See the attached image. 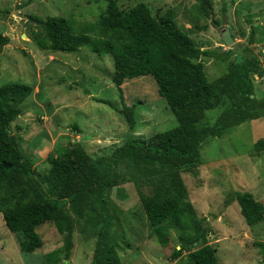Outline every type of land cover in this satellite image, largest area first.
Returning a JSON list of instances; mask_svg holds the SVG:
<instances>
[{"label": "rangeland", "instance_id": "obj_1", "mask_svg": "<svg viewBox=\"0 0 264 264\" xmlns=\"http://www.w3.org/2000/svg\"><path fill=\"white\" fill-rule=\"evenodd\" d=\"M27 1L0 0V26L8 38L0 48V85L20 81L33 87L32 95L23 103V113L12 123V134L24 152L34 156L33 165L39 172L49 169L48 157L60 145L80 142L91 156L110 158L128 139L149 138L178 124L160 96L154 77L145 75L123 84L126 103L136 104L137 123L131 130L115 109H121L123 104L111 78L114 63L110 55L101 56L87 46L75 53L52 52L41 49L33 39V32L41 29L34 16L46 19L61 15L77 24L93 22L105 12L108 0H33L26 4ZM117 2L123 10L145 2L154 15L174 9L181 28L202 49L223 53L236 43L248 44L264 62V0H208V13L199 7L201 0ZM227 29L235 40L231 47L223 39ZM234 58L235 55L223 61L203 56L201 60L208 78L213 80L226 72ZM254 82L256 97L264 101V76L255 75ZM96 98L113 101L115 108ZM221 111H208L204 123H214ZM259 139H264V107L258 118L241 123L226 136L207 138L201 147L197 173H182L189 200L213 226L208 242L217 247L220 264H264V220L250 226L237 200L226 203L229 192L250 190L264 204V150L254 147ZM121 169L127 170L125 166ZM126 178L106 190L111 213L118 223L113 233L123 263L185 264L188 253L175 261L169 259L175 247L179 248L176 231L172 230L165 242L152 233L140 196L152 195L153 187L137 185L128 174ZM66 209L74 219L70 259L64 257L65 234L57 230L54 222L37 228L44 245L25 253L0 213V264H91L101 218L95 212L81 218L70 204ZM55 250L60 251L58 259L49 260L48 253Z\"/></svg>", "mask_w": 264, "mask_h": 264}, {"label": "trees", "instance_id": "obj_2", "mask_svg": "<svg viewBox=\"0 0 264 264\" xmlns=\"http://www.w3.org/2000/svg\"><path fill=\"white\" fill-rule=\"evenodd\" d=\"M199 7L208 13V0H201ZM176 16L174 9L154 15L145 2L123 10L117 0H108L105 12L93 22L77 24L61 15L33 17L41 24V29L33 32L41 49L75 53L87 46L113 58L111 78L123 106L115 108L113 101L103 98L96 101L117 109L131 130L137 123L136 104L126 103L123 84L145 75L154 77L178 124L149 138L128 139L110 158L91 156L80 142L60 145L48 157L49 169L41 173L33 165L34 156L27 155L12 134V123L23 113V103L32 95L33 87L20 81L1 84L0 213L21 251L32 253L41 248L44 240L37 228L52 221L65 234L64 257L70 259L74 247V219L66 209L70 204L81 218L94 212L101 218L91 264H124L113 233L118 223L106 190L118 186L128 174L137 185L153 187L152 195L140 196L153 235L165 242L172 230L178 233L179 248L175 247L170 260L188 253L185 264H220L217 247L208 242L213 226L189 200L182 173H197L207 138L224 137L234 127L260 116L264 101L255 95L254 76H264V62L248 44L236 43L223 53L202 49L181 28ZM7 41L0 26V48ZM234 55L225 73L208 78L203 56L227 61ZM218 108L222 111L215 122L205 124L207 112ZM254 147L264 150V139ZM232 199L238 201L248 225L264 220V204L253 191H231L226 203ZM59 252L48 253L49 260L58 259Z\"/></svg>", "mask_w": 264, "mask_h": 264}, {"label": "water", "instance_id": "obj_3", "mask_svg": "<svg viewBox=\"0 0 264 264\" xmlns=\"http://www.w3.org/2000/svg\"><path fill=\"white\" fill-rule=\"evenodd\" d=\"M227 23V18L224 17L223 18V24ZM223 39L226 43V45H228L229 47H231L233 45V43L235 42L234 38L231 35V32L229 31V29H227L226 34L223 36Z\"/></svg>", "mask_w": 264, "mask_h": 264}]
</instances>
